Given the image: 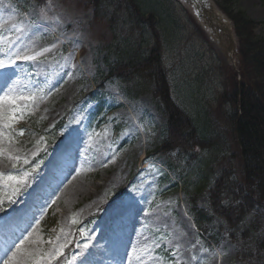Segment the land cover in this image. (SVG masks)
<instances>
[{
    "label": "rangeland",
    "instance_id": "1",
    "mask_svg": "<svg viewBox=\"0 0 264 264\" xmlns=\"http://www.w3.org/2000/svg\"><path fill=\"white\" fill-rule=\"evenodd\" d=\"M149 3L163 15L160 27L176 102L208 135H217L208 121L217 123L225 141L213 150H198L196 160L164 154L167 119L147 91L138 95L117 79L104 81L100 97L106 110L94 119L98 106L88 94L96 85L93 80L108 72L105 55L113 37L96 22L87 0H47L44 6L33 0H0V63L5 69L0 90L11 91L7 98L14 102L0 119V142L10 151L0 159V223L26 196L44 205L11 230V240L28 230L38 236L30 264H55L70 250L67 264H245L228 240L226 223L215 218L210 233L203 235L191 219L189 199L169 183L199 186V207L208 210V187L215 174L226 167L243 171L241 149L227 117L232 108L222 100L232 93L235 75L242 79L238 58L231 60L225 40L223 47L177 0ZM233 5L255 21L256 34L264 38V0H233ZM10 20L13 26L6 27ZM23 23L33 44L41 46L29 56L8 40ZM58 28L60 35L55 34ZM64 119L61 139L47 160L38 162L46 133ZM65 142L76 151L72 159L85 187L72 203L56 182L41 195L33 193L40 173ZM60 172L55 179L68 174ZM122 203L130 215L119 238L113 230L122 216L110 228L101 223L110 206ZM60 231L62 239L40 254Z\"/></svg>",
    "mask_w": 264,
    "mask_h": 264
},
{
    "label": "trees",
    "instance_id": "2",
    "mask_svg": "<svg viewBox=\"0 0 264 264\" xmlns=\"http://www.w3.org/2000/svg\"><path fill=\"white\" fill-rule=\"evenodd\" d=\"M33 1L43 5L47 0ZM216 1L234 25L241 57L242 79L239 82L235 75L232 93L222 95V100L232 108L227 117L241 149L243 171L239 174L234 168L226 167L215 174L208 187L209 210L199 207V186L193 188L188 183L184 192L191 201L199 230L208 233L215 217L224 220L229 240L237 245L238 259L245 264H264V38L256 34L255 21L244 11L235 9L233 0ZM87 2V7L93 8L96 22L113 37V45L105 55L108 72L99 81L94 80L98 91L102 90V82L115 78L132 85L130 90L137 94L149 92L167 119L162 151L170 157L178 155L196 160L198 150L225 145L217 123L208 121L213 134H217L208 135L175 102L160 27L163 15L153 9L149 0ZM96 92L92 89L90 98L96 97ZM104 106L101 104L97 113L103 112ZM60 130L59 126L48 132L45 156L58 143ZM171 187L180 188L178 183H172ZM65 260L57 264H65Z\"/></svg>",
    "mask_w": 264,
    "mask_h": 264
},
{
    "label": "bare ground",
    "instance_id": "3",
    "mask_svg": "<svg viewBox=\"0 0 264 264\" xmlns=\"http://www.w3.org/2000/svg\"><path fill=\"white\" fill-rule=\"evenodd\" d=\"M181 2H184L187 5V0H180ZM210 2V1H209ZM208 8L207 16L211 20V22H214L216 24V27H219L224 32H227L229 29V23L227 22V19L220 14L219 11L215 9V7L211 4H204ZM188 6V5H187ZM190 10L195 12L194 7L190 6ZM10 23L6 24V27L13 26V21H8ZM49 25H53L52 23H49ZM53 27H55L53 25ZM209 32H211L210 29H207ZM63 32L61 28L55 29V34L60 35ZM211 35V34H210ZM213 36V35H212ZM214 37V36H213ZM32 37L30 34H28V30L26 29V25L23 23L22 27L19 29L16 35L9 37V41L11 42V45L14 49H18L20 52H23L26 50V56L34 54L36 51H38L41 46H36L32 42ZM75 41H73V44L75 46ZM74 46L72 48H74ZM17 47V48H16ZM232 50V49H231ZM230 50V51H231ZM233 51V50H232ZM231 51V54L229 57L233 58V53ZM74 52H71V56ZM41 59V58H39ZM5 69H3L2 64L0 63V76L3 74ZM0 119L4 117L5 113H7V109L9 107H12L14 105V102L11 98H8L5 100V97L8 95H11V91L5 92V90H0ZM6 148V145L2 144L0 142V159L7 158L10 156V151L4 150ZM4 150V151H3ZM76 151L72 150L68 144L63 143L53 153V159H51L43 171L40 173L35 186H34V194L35 195H41L42 189L45 186H48L51 183H58L59 189L62 187V195L64 197L67 196L68 202L72 203V200L79 196V194L85 190V187L81 184V173L77 172L75 170V161L72 159L75 155ZM56 158H59L56 160ZM144 160V158H142ZM4 166L0 165V173ZM61 171H67V176L63 177L62 175H59V179H55L57 176V172ZM38 197V196H37ZM27 205H29V209H27ZM37 208H43L44 205L37 202V199H34L32 197L26 196L23 198L13 209L11 214L6 217L1 223H0V264H10V261L12 260V257L14 254L17 253L18 248H20L21 245H23V248L20 250L19 254L17 255V260L19 261V264H30V257H33L35 254V248H39L38 243V236L33 232L28 230L23 235H20L19 233L14 240H11V230H14L15 227H17L22 220L27 217V215L32 214L33 212H36ZM127 205L126 204H116L109 207L107 214L105 216V219L101 223L103 226L110 228L113 221H115V218H119L122 216V218L115 222V229L113 230V233L117 234L120 232V230L124 229V226L128 228L127 219L129 218V213L126 211ZM184 216L192 223L191 219L189 218L187 211H184ZM38 217L34 218V221L36 222ZM42 222V220H41ZM193 227L194 224L192 223ZM195 229V227H194ZM40 231V230H39ZM4 232H7L4 234ZM119 238H121V234H117ZM63 232L54 233L53 235V241L50 244H46L44 248H40V254H44L48 252L49 250L53 249L55 245L62 239ZM82 257L81 255L79 256ZM216 264V263H215Z\"/></svg>",
    "mask_w": 264,
    "mask_h": 264
},
{
    "label": "water",
    "instance_id": "4",
    "mask_svg": "<svg viewBox=\"0 0 264 264\" xmlns=\"http://www.w3.org/2000/svg\"><path fill=\"white\" fill-rule=\"evenodd\" d=\"M192 3L193 4H196V6L198 7V8H204V3H205V1L204 0H192ZM201 4V6H199L198 4ZM202 10V9H201ZM203 11V10H202ZM202 13V12H201ZM228 38H229V41H230V43H231V46H232V48L235 50L236 49V44H235V42H234V39H233V37H232V35H231V33H230V31H228ZM235 53H236V50H235Z\"/></svg>",
    "mask_w": 264,
    "mask_h": 264
},
{
    "label": "snow or ice",
    "instance_id": "5",
    "mask_svg": "<svg viewBox=\"0 0 264 264\" xmlns=\"http://www.w3.org/2000/svg\"><path fill=\"white\" fill-rule=\"evenodd\" d=\"M7 99H8V98L5 97V100H7ZM6 119H15V117L12 116V117H10V118H6ZM7 126L10 127L11 125L9 124V125H7ZM21 135H23V133H21ZM73 222H75V221H73ZM22 248H23V245H21L20 248H18L17 253L14 254L13 257H12V260L10 261V264H19V261L17 260V255L19 254V252H20V250H21Z\"/></svg>",
    "mask_w": 264,
    "mask_h": 264
}]
</instances>
